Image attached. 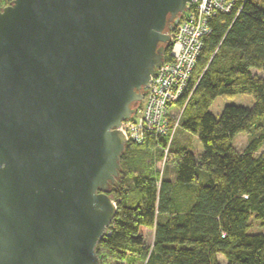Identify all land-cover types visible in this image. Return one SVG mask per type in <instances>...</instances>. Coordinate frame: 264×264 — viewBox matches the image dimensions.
Instances as JSON below:
<instances>
[{"label":"water","instance_id":"95a60500","mask_svg":"<svg viewBox=\"0 0 264 264\" xmlns=\"http://www.w3.org/2000/svg\"><path fill=\"white\" fill-rule=\"evenodd\" d=\"M191 0L0 10V264H101L128 140Z\"/></svg>","mask_w":264,"mask_h":264},{"label":"trees","instance_id":"16d2710c","mask_svg":"<svg viewBox=\"0 0 264 264\" xmlns=\"http://www.w3.org/2000/svg\"><path fill=\"white\" fill-rule=\"evenodd\" d=\"M11 1L0 0V10ZM211 26L193 94L181 102V126L199 137L204 151L196 155L174 142L175 179H159L147 162L154 145L167 139L128 143L109 193L117 213L97 248L101 264L129 256L143 264H222L219 255L226 264H264V233L252 232L253 218L264 223V152L256 155L264 147V5L248 0L239 14L220 13ZM238 94L252 95L254 106L230 104L220 117L211 113L218 97ZM240 133L250 138L243 152L233 144ZM143 228L155 231L152 247Z\"/></svg>","mask_w":264,"mask_h":264},{"label":"built area","instance_id":"2783aa9c","mask_svg":"<svg viewBox=\"0 0 264 264\" xmlns=\"http://www.w3.org/2000/svg\"><path fill=\"white\" fill-rule=\"evenodd\" d=\"M247 1L191 0L171 31L170 59L158 67L136 113L120 127L128 143L143 145L148 137L167 139L163 147L169 150L180 125L183 106L195 88L191 86L192 76L205 39L213 32L212 19L220 13L239 14ZM177 105H181L180 112L173 111Z\"/></svg>","mask_w":264,"mask_h":264},{"label":"rangeland","instance_id":"374dc122","mask_svg":"<svg viewBox=\"0 0 264 264\" xmlns=\"http://www.w3.org/2000/svg\"><path fill=\"white\" fill-rule=\"evenodd\" d=\"M260 6L264 5V0H253ZM254 73L260 74L257 70H254ZM255 103L254 97L248 94H238L234 96H220L218 97L212 106L210 107L211 113L216 116L220 117L224 108L227 105L235 104L241 105L244 107H253ZM181 105H177L173 108V111L180 112ZM249 136L246 133H240L233 141L234 147L239 152H243L249 143ZM158 142L157 139H155ZM174 142H178L181 145H185L190 148L192 151L195 152L196 155H199L204 151L203 144L201 143L199 137L195 134H192L180 125L176 131V135L174 136V140L171 143L169 150L163 147L162 144H155L153 148V154H151V159L148 160L147 164L154 167L158 173L159 179L162 177L170 178L172 180L175 179L174 176V168L176 164L175 156L172 154V150L175 146ZM167 150V151H166ZM264 152V147L256 154L259 155L260 153ZM159 159H161L159 161ZM146 162V161H145ZM252 232H263L264 233V223L259 221L255 218L252 219ZM141 235L145 239V243L148 247H152L154 243V229H145L141 230ZM219 260L222 264H226L225 258L222 255H219ZM108 264H143L134 256H129L128 259L124 262H118L114 260H109Z\"/></svg>","mask_w":264,"mask_h":264},{"label":"crops","instance_id":"0c3cea01","mask_svg":"<svg viewBox=\"0 0 264 264\" xmlns=\"http://www.w3.org/2000/svg\"><path fill=\"white\" fill-rule=\"evenodd\" d=\"M201 154V153H200ZM146 229V228H145Z\"/></svg>","mask_w":264,"mask_h":264}]
</instances>
